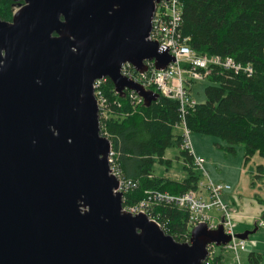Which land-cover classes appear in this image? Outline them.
<instances>
[{"label": "water", "instance_id": "water-1", "mask_svg": "<svg viewBox=\"0 0 264 264\" xmlns=\"http://www.w3.org/2000/svg\"><path fill=\"white\" fill-rule=\"evenodd\" d=\"M0 19V264H199L230 235L198 224L189 242L122 211L93 82L145 106L159 95L120 74L173 59L147 39L161 0H12ZM247 232L234 237L245 239Z\"/></svg>", "mask_w": 264, "mask_h": 264}, {"label": "trees", "instance_id": "trees-1", "mask_svg": "<svg viewBox=\"0 0 264 264\" xmlns=\"http://www.w3.org/2000/svg\"><path fill=\"white\" fill-rule=\"evenodd\" d=\"M10 2L0 0L1 20L11 19ZM181 9L179 35L195 55L230 57L250 64L253 70L252 76L246 77L212 68L206 78L210 83L204 88V100L187 111L185 124L190 132L221 139L231 152L241 145L244 160L258 153L263 163L256 167L252 180H259L264 174V0H182ZM98 89L107 102L105 110L111 114L107 120L100 119L101 134L111 143L118 177L134 184L123 194V203L142 200L147 190L170 194L194 191L200 178L191 156L181 149V132L174 128L180 122L178 102L159 95L148 106L135 104L129 101V92L124 97L115 94L109 79ZM170 147H177L185 163L187 177L181 182L149 177L154 164H170L164 158L165 149ZM152 214L160 218L165 234L184 242L186 213L160 204ZM215 259L220 261V255Z\"/></svg>", "mask_w": 264, "mask_h": 264}, {"label": "built area", "instance_id": "built-area-1", "mask_svg": "<svg viewBox=\"0 0 264 264\" xmlns=\"http://www.w3.org/2000/svg\"><path fill=\"white\" fill-rule=\"evenodd\" d=\"M181 2L182 0H161L157 5L151 23V30L148 39L155 41L160 51H167L174 57L173 62L163 70H156L152 61H144L146 70L136 72L134 67L129 63H123L120 73L123 77L132 80L146 89L154 88L162 96L178 102V111L180 122L174 127L180 129L182 137V149H185L192 157L194 167L201 171L205 176L203 168L204 160L195 156L191 149L190 131L185 124V115L189 109L196 106V100L192 98L187 91V86L191 81H201L210 75L212 68L220 67L224 71H231L233 74L242 73L246 77L252 76L253 70L250 64H241L230 57H221L219 55H195L186 44V39L179 35V25L181 21ZM105 78L95 80L93 83V95L96 99L100 118H103L107 102L101 95L99 87ZM135 92H129V101L135 104H141L143 100ZM110 171L118 179V188L116 190L126 193L134 187L132 181L118 177V171L113 165V151H109ZM197 190L188 191L181 194H170L156 190L145 191L142 200L133 204H126L123 210L129 214L145 213L148 215L162 230H165L160 218L152 214V209L160 204L171 205L175 209L187 214L186 231L184 242L189 241V230L197 224L205 223L209 229L217 227L216 224L223 225L224 232L230 235V241L225 245V249L233 253V261L227 264H243L239 260V252L244 250L245 240L234 237L233 220L228 211V205L223 202L221 193L228 189L225 184H214L209 179L206 182H199ZM205 189L209 193L206 197L201 196L200 192ZM212 197H210V196ZM212 207L217 208L222 213L221 219H214L206 213ZM205 212V214H204ZM260 224H263L260 222ZM213 245H209L207 257L199 264H224L215 259ZM253 264V263H248Z\"/></svg>", "mask_w": 264, "mask_h": 264}, {"label": "rangeland", "instance_id": "rangeland-1", "mask_svg": "<svg viewBox=\"0 0 264 264\" xmlns=\"http://www.w3.org/2000/svg\"><path fill=\"white\" fill-rule=\"evenodd\" d=\"M12 8H13L12 13H13L14 10L18 8V5H12ZM209 83H210L209 80L204 79V80H201V82L196 81L190 84L191 94L197 102H202L204 100L203 98L204 88ZM103 114H104L103 119L105 120H107L111 116V114H109L107 111H105V113ZM189 136H190V141H191V149L193 151L197 150V151H202V153L206 152L205 154L211 157L210 159L206 157L205 158L207 159L206 161L211 164V174H212L211 178H212V182L214 183L225 184L224 182H226V183H229L230 185L232 183L233 185L234 181L233 179L231 180V178H232V175L234 178V175H235L234 173L242 171V172H245L247 176H250V171L255 169V166L258 165L255 160L256 157H260L258 153H254L250 158H248L247 160H244L243 159L244 158L243 147H241V145L234 146L235 152H231L225 148L228 145L217 137L210 136V135H204V134L202 135L201 133L193 132V131L190 133ZM194 138H197L196 145L194 144V141H193ZM164 158L165 160L169 159L170 164L167 166L160 165L158 163L154 164L153 174L149 175V177L150 176L151 177H154V176L167 177L168 179H173L176 181H178V179H181L183 176L187 177L186 175L187 170L184 168L185 163L183 162L182 164L181 162L182 159L179 157V150H177V147H170V148L165 149ZM211 159L213 162L209 161ZM205 170H207L206 167H205ZM253 172L255 175L256 172L255 171ZM199 173L200 172L198 170H195V174L199 176L200 181L206 182L207 178H203L202 176L204 175H201ZM180 175L182 177H180ZM228 175H230L231 178H229ZM251 180H252V177H251ZM259 180L253 179L255 183ZM181 181H178V182H181ZM208 194L209 193H207L205 189H203L200 192L201 196L206 197ZM230 210L231 209L229 207L228 211L230 213L231 219L233 220V215ZM206 213L216 220L222 218V213L217 208H214V207L207 210ZM186 217H187V214H186ZM219 249L220 247H215L214 250L215 252H219L220 251Z\"/></svg>", "mask_w": 264, "mask_h": 264}, {"label": "crops", "instance_id": "crops-1", "mask_svg": "<svg viewBox=\"0 0 264 264\" xmlns=\"http://www.w3.org/2000/svg\"><path fill=\"white\" fill-rule=\"evenodd\" d=\"M197 138H194V144L196 145ZM198 141V140H197ZM194 155L204 158V169L206 167V174L212 181L211 174V164L208 163L206 158H211L210 156L202 153V151H193ZM206 157V158H205ZM258 165L263 163L261 157L255 158ZM211 162V160H209ZM182 162V161H181ZM207 163V164H206ZM183 164V162H182ZM206 164V166H205ZM255 169L250 171V176H247L245 172L234 173V178L232 175L231 180L233 179L234 184L224 182L230 188L226 189L221 194V199L226 202L230 211L233 215V220L235 224V232L237 234H242L247 232V237H245L246 246L244 250L239 252V260L243 264H248L251 260H255L256 264H264V224H259V221L262 220L264 223V174L259 181L253 183L251 180L252 175H254ZM237 175V176H236ZM180 177H182L180 175ZM186 178L183 176L178 181ZM251 182L253 184H251ZM251 184V185H250ZM217 252L220 255V261L224 264H227L233 261V253L227 250H221Z\"/></svg>", "mask_w": 264, "mask_h": 264}, {"label": "flooded vegetation", "instance_id": "flooded-vegetation-1", "mask_svg": "<svg viewBox=\"0 0 264 264\" xmlns=\"http://www.w3.org/2000/svg\"><path fill=\"white\" fill-rule=\"evenodd\" d=\"M10 1H11L10 3H11L12 5H19L17 2L15 3V2H13L12 0H10Z\"/></svg>", "mask_w": 264, "mask_h": 264}]
</instances>
